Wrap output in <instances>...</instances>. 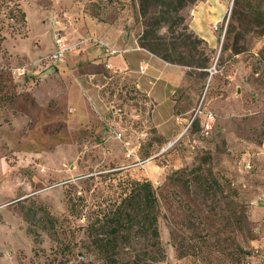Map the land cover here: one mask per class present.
<instances>
[{
    "label": "rangeland",
    "instance_id": "obj_1",
    "mask_svg": "<svg viewBox=\"0 0 264 264\" xmlns=\"http://www.w3.org/2000/svg\"><path fill=\"white\" fill-rule=\"evenodd\" d=\"M246 1L235 14L225 0L211 25L217 44L196 46L195 58H210L205 72L153 61L150 85L133 66L107 69L101 48L85 43L40 61L56 32L69 44L88 38L84 14L121 24L133 15L143 28L137 0H20L24 26L2 16L0 264H103L86 229L129 180L155 189L162 259L132 232L120 264H264V0ZM192 7L181 12L188 26ZM132 79L154 86L153 104ZM74 85L95 91L81 99L80 121Z\"/></svg>",
    "mask_w": 264,
    "mask_h": 264
},
{
    "label": "trees",
    "instance_id": "obj_2",
    "mask_svg": "<svg viewBox=\"0 0 264 264\" xmlns=\"http://www.w3.org/2000/svg\"><path fill=\"white\" fill-rule=\"evenodd\" d=\"M199 1L201 0H137V11L143 20V28L138 38L140 48L165 63L205 72L210 58L204 52L195 58L196 46L204 41L190 32L185 17L181 15L183 10ZM246 2L234 0L233 12L239 14ZM250 10L254 11L253 8ZM2 16L23 26L26 24V14L20 6V0H0L1 22ZM164 28L166 34L161 33ZM3 29L2 25L0 44L5 39L1 35ZM121 189L120 200L114 208L96 215L87 226V237L93 253L103 264H120L116 257L119 244L127 243L134 232L146 237L154 249L151 261H160L159 203L153 185L147 180H129ZM134 261L133 264H140L142 259L136 257Z\"/></svg>",
    "mask_w": 264,
    "mask_h": 264
},
{
    "label": "crops",
    "instance_id": "obj_3",
    "mask_svg": "<svg viewBox=\"0 0 264 264\" xmlns=\"http://www.w3.org/2000/svg\"><path fill=\"white\" fill-rule=\"evenodd\" d=\"M119 1V0H118ZM136 1V0H135ZM192 12L189 21V28L192 33L197 36L198 38L202 39L210 48H214L217 44V36L213 32L211 25L218 23L222 16L225 9V0H202L194 5H192ZM138 12V11H137ZM82 21H84V28L86 30V35L88 38H94L103 42L113 49L120 51L121 53L109 56L107 53H104L103 49L100 46H97L93 43H85L81 45L80 49H88L92 50L95 48L100 47L101 52L104 56L107 57L106 61L104 62L107 69H119L121 71H125L126 69H130V66H133L132 73L135 76L139 73V64L142 61L147 62L148 69L146 71L145 76L147 83L154 84L155 81L158 80V76L155 75V69H152L151 63L154 61L160 65L170 66L179 68V66L171 65L165 63L164 61L160 60L159 58L155 57L154 55L150 54L146 50L140 48L138 44V38L140 36V32L142 31L141 22L139 21L136 25L132 24L133 15L126 19L125 23L121 24L119 22L116 23H107V22H98L93 17L84 14ZM139 16V15H138ZM140 19V18H139ZM59 23V22H57ZM89 27V28H88ZM92 29V30H91ZM139 30L136 33V30ZM91 31V32H90ZM99 31V32H98ZM85 38V37H82ZM79 42H75L72 44H76ZM52 52L54 50L53 44H51ZM75 50V49H74ZM86 57V55H85ZM135 60L137 63L135 64ZM100 60L95 61V63H99ZM138 68V70H137ZM150 70V71H149ZM116 71V70H114ZM133 83L138 89V91L143 92L148 97L150 103H154L156 100L157 92L151 88L146 89L144 86V82L142 83L139 79H132ZM163 89V88H162ZM70 107L75 110V118L80 121L81 117L84 118L82 109L83 104L81 99H84V96L94 95L95 91L93 89L86 87H77L76 85L73 86L70 92ZM189 111H185L181 113L182 116L186 115Z\"/></svg>",
    "mask_w": 264,
    "mask_h": 264
},
{
    "label": "built area",
    "instance_id": "obj_4",
    "mask_svg": "<svg viewBox=\"0 0 264 264\" xmlns=\"http://www.w3.org/2000/svg\"><path fill=\"white\" fill-rule=\"evenodd\" d=\"M214 29H217L216 27ZM87 42H91L94 43L95 45L100 46L103 51L105 53H107L109 56H114L117 55L119 53H121L118 50L113 49L111 46L100 42L97 39L94 38H86L84 39L82 42L76 43V44H69L66 40V38L60 34L59 32H56V34L54 35V50L53 52H51L48 56H45L44 58H42V60L40 61H45V62H49V63H56V62H60L63 60V58L71 52V50H74L77 48V46H79L82 43H87ZM148 69V64L145 61L140 62L139 64V73L140 75H145L146 71ZM193 120L190 122L192 123ZM214 122V116L212 113L207 112L205 114V122L202 126V130L201 133L205 136H207L211 129H212V124ZM114 134L116 135L117 139L121 138V134L114 132Z\"/></svg>",
    "mask_w": 264,
    "mask_h": 264
}]
</instances>
